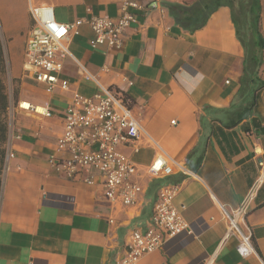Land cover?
I'll return each instance as SVG.
<instances>
[{
	"label": "crops",
	"instance_id": "crops-1",
	"mask_svg": "<svg viewBox=\"0 0 264 264\" xmlns=\"http://www.w3.org/2000/svg\"><path fill=\"white\" fill-rule=\"evenodd\" d=\"M123 1L148 5L125 30L119 49L91 48L89 26L71 35L61 78L68 91L43 86L23 75V46L31 23L29 2L50 5L56 20L69 23L92 15L117 17ZM162 0H7L0 12L3 36L11 41L7 67L17 85L16 100L46 105L51 117L33 116L13 104L8 113L5 150L12 151L2 173L0 193V264H117L127 234L143 229L149 216L141 209L154 180L144 168L160 146L192 172L168 166L159 179L179 183L175 201L191 230L164 242L138 264H264V180L257 186L247 212L238 218L253 252L240 255L239 236L230 233L219 205L231 212L255 183L264 159V89L256 92L250 111L238 120L233 106L242 71L243 49L235 36L227 7H219L202 29L190 34L174 24ZM180 3L192 0H171ZM155 2L156 6L151 7ZM264 36V0H260ZM264 60V56H263ZM81 67L92 76L86 78ZM259 76L264 79V61ZM98 84L130 97L131 112L158 146L144 137L138 153L119 149L138 165L144 194L138 205L123 206L103 197L100 185L86 186L56 178L47 158L56 153L62 112L71 93L90 96ZM176 123L170 125L171 119ZM238 120V122H237ZM192 153V154H190ZM200 156V162L196 159ZM87 176L100 182L98 173ZM85 175H82V178ZM112 221H109V220Z\"/></svg>",
	"mask_w": 264,
	"mask_h": 264
},
{
	"label": "built area",
	"instance_id": "built-area-1",
	"mask_svg": "<svg viewBox=\"0 0 264 264\" xmlns=\"http://www.w3.org/2000/svg\"><path fill=\"white\" fill-rule=\"evenodd\" d=\"M155 6L153 2L151 7ZM145 8L149 6L137 1H123L117 17L92 15L61 23L56 20L50 5H33L29 2L31 23L23 46V75L41 84L48 94L56 88L68 91V82L61 78V71L64 58L71 57L67 47L71 35L79 34L80 26L87 24L93 33L89 41L91 48L105 45L107 48L119 49L125 30L137 22L138 12ZM81 70L86 78L93 79L84 67ZM16 106L33 116L51 117L46 105H34L21 100ZM62 115V128L55 143L56 153L47 158V165L56 178L86 186L100 185L103 197L111 203L138 205L145 191L138 180L140 170L119 146H127L133 153H138L144 137L148 143L158 144L122 98L113 89L101 84L88 97L73 91ZM175 123L176 119H171L170 125ZM158 148V153L144 168L148 177L159 178L168 166L188 176L192 175L185 165L171 158L160 146ZM12 156V151H6L4 168ZM258 167L255 183L237 208L228 212L224 205H219L227 219L229 232L239 236L237 251L240 255L253 252L249 235L240 231L236 220L247 212L254 191L264 180V159L259 160ZM91 170L98 173L100 182L87 176ZM82 175L85 177L82 178ZM179 191L180 184L175 182L158 187L148 225L144 230L132 229L127 234L124 251L117 258V264H138L143 255L162 248L166 239L191 230L183 217V205L175 201Z\"/></svg>",
	"mask_w": 264,
	"mask_h": 264
},
{
	"label": "trees",
	"instance_id": "trees-1",
	"mask_svg": "<svg viewBox=\"0 0 264 264\" xmlns=\"http://www.w3.org/2000/svg\"><path fill=\"white\" fill-rule=\"evenodd\" d=\"M160 5L169 13L176 26L190 34L202 29V26L206 24L210 16L219 7L224 6L229 9L236 39L243 49L239 87L235 101L232 104L233 106L237 105L240 110L238 120H241L242 115L253 107L256 100V92L264 89V79L258 74L264 61V36L260 27V0H192L184 3L162 0ZM7 68L6 53L3 47L2 34H0V193L2 189L3 164L6 155L5 143L8 137L5 116L9 100L5 84L3 83ZM114 92L131 108L132 101L130 97L117 89ZM16 94L17 89L13 91L15 97ZM196 161L197 163L200 162V156L197 157ZM170 181V178H156L149 183L145 195L148 198V203L141 209L142 216L151 214L150 210L156 199L155 195L158 187Z\"/></svg>",
	"mask_w": 264,
	"mask_h": 264
},
{
	"label": "rangeland",
	"instance_id": "rangeland-1",
	"mask_svg": "<svg viewBox=\"0 0 264 264\" xmlns=\"http://www.w3.org/2000/svg\"><path fill=\"white\" fill-rule=\"evenodd\" d=\"M6 8H7V0H0V12L2 11L3 14H7ZM0 34H2L1 28H0ZM2 41H3V47L6 53V61H7L9 57L12 58L11 41L7 40L3 36V34H2ZM3 83L5 84L6 93H7L8 100H9V106L7 108L6 116H5L7 120V129H8V127L10 126L12 122V118L10 117L8 111L9 109L11 110V107L13 104L16 105L17 103L16 97L13 95V91L17 89V85L16 83H13L11 81L8 68H7L6 74H4Z\"/></svg>",
	"mask_w": 264,
	"mask_h": 264
},
{
	"label": "water",
	"instance_id": "water-1",
	"mask_svg": "<svg viewBox=\"0 0 264 264\" xmlns=\"http://www.w3.org/2000/svg\"><path fill=\"white\" fill-rule=\"evenodd\" d=\"M247 114V113H246Z\"/></svg>",
	"mask_w": 264,
	"mask_h": 264
}]
</instances>
